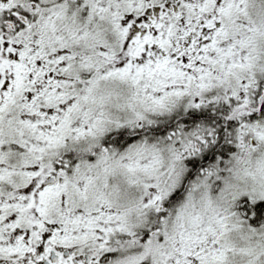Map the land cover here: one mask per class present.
<instances>
[{
  "label": "snow or ice",
  "instance_id": "1",
  "mask_svg": "<svg viewBox=\"0 0 264 264\" xmlns=\"http://www.w3.org/2000/svg\"><path fill=\"white\" fill-rule=\"evenodd\" d=\"M0 264H264V0H0Z\"/></svg>",
  "mask_w": 264,
  "mask_h": 264
}]
</instances>
